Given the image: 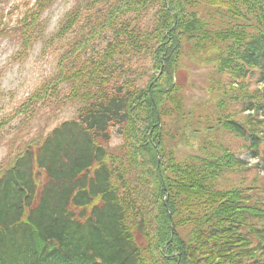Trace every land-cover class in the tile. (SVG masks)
Instances as JSON below:
<instances>
[{"label":"trees","instance_id":"1","mask_svg":"<svg viewBox=\"0 0 264 264\" xmlns=\"http://www.w3.org/2000/svg\"><path fill=\"white\" fill-rule=\"evenodd\" d=\"M50 4L24 13L23 51ZM56 35L66 39L56 72L14 115L62 97L76 117L0 167V264H264V198L215 187L248 163L226 149L176 158L161 120L183 108L187 53L241 88L251 77L264 86V0H87ZM241 99L245 121L228 113L218 124L264 159V88ZM114 130L120 155L106 147Z\"/></svg>","mask_w":264,"mask_h":264},{"label":"rangeland","instance_id":"2","mask_svg":"<svg viewBox=\"0 0 264 264\" xmlns=\"http://www.w3.org/2000/svg\"><path fill=\"white\" fill-rule=\"evenodd\" d=\"M34 1L0 0V121L11 118L1 128L0 167L11 163L28 141L39 137L42 139L61 122L76 117L77 102L62 100V97L52 99L32 115H14L18 105L56 72L66 43V39L57 38L56 33L66 15L77 7L82 9L87 5V0H51L35 22L34 29L38 26L43 29L41 35L23 51L19 22ZM213 20L217 21L218 18L214 17ZM204 58L200 60L188 53L181 56L176 80L183 86V108L180 115L170 114L168 108L169 115L166 108V113L161 116L166 150L174 152L179 159L191 154L217 153L224 149L234 152L236 157L245 158L248 151L244 148V141L220 127L218 118L229 113L245 121L242 112L244 100L241 97L254 95L260 83L251 77L243 81L241 88L240 81H233L226 72H218ZM139 77L140 84L145 86L149 79L148 72L143 76L139 74ZM65 94L64 89L62 95ZM220 102H223V107L218 106ZM196 129L197 132L193 133ZM123 144V137L114 130L106 147L111 153L120 155ZM215 187H240L254 199L262 200L264 170L258 163L229 168L217 179ZM179 230L185 235L181 227Z\"/></svg>","mask_w":264,"mask_h":264}]
</instances>
